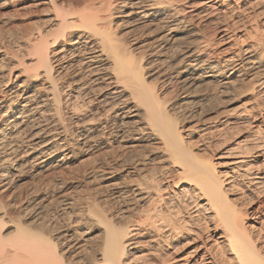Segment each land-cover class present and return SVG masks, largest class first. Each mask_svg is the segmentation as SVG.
Segmentation results:
<instances>
[{
  "label": "bare ground",
  "instance_id": "1",
  "mask_svg": "<svg viewBox=\"0 0 264 264\" xmlns=\"http://www.w3.org/2000/svg\"><path fill=\"white\" fill-rule=\"evenodd\" d=\"M184 2L0 0L49 14L0 44V264H264V203H238L264 186V143L223 112L264 93V34L222 25L212 52L191 21L264 0Z\"/></svg>",
  "mask_w": 264,
  "mask_h": 264
},
{
  "label": "rangeland",
  "instance_id": "2",
  "mask_svg": "<svg viewBox=\"0 0 264 264\" xmlns=\"http://www.w3.org/2000/svg\"><path fill=\"white\" fill-rule=\"evenodd\" d=\"M65 1H66V5H68V4L72 3L75 0H70V1L65 0ZM184 1H186L187 4L184 2L182 4V7L183 8H184V6L189 5V4L198 5L199 4L198 2L199 1H202V0H184ZM241 4L242 3H238L237 5H235V6L231 7V8L225 7L227 9H225V8L223 9L222 8L223 10L222 9H219L218 10L217 7H214L216 10L213 9V8L212 9L209 8V9L203 11V13H201L197 17H195V18H198V19H195V18H192L191 19V21H192L193 24L196 23L195 26L198 27V30L199 31L201 30L200 31V34L203 37H206V39L207 38L209 39L207 41L208 42V46H210L209 47L210 49L208 48L209 51H212L214 49L212 51V52H214V51L217 50V47L219 46V44H215L214 42L217 41L218 37L221 36V35H219V30H220L221 26L222 25H225V24L226 25H229L231 27V31H232V34H233L234 37L237 36V37H240L241 38V36L243 35V33L247 32V31L248 32H250V31L252 32V31H254L253 30L254 27H257V26L260 27L259 28V32H260L259 34H264V30L262 31V28H261V25L262 24L264 26V22H263L264 21V14H263L264 8H259V7L257 8V6H253V9H255V11L253 12V11H251V10H253V9H251L252 6L247 8V7L240 6ZM9 5L7 7H5V9L3 8L2 10H0V44L1 45L8 46V44H9V46L10 45L11 46H17L18 44H20L18 42H21V40H20V39H22L21 37L22 36H25L28 32H30V30H33V27L35 29V27H40V26L41 27H44V26H46V23L48 24L47 19H49V14L48 13H44V11H42V10H34V9H30V8L27 9V10H24V9L18 10L19 8L18 7H15V5H13V3H10ZM229 9H231V11ZM233 9H234V11L232 12ZM206 11H208V12H206ZM238 11H240L241 13H238ZM214 13H216V14H214ZM203 14H205V15H203ZM229 15H231V18H230ZM239 15H243V16H239ZM237 16H239L238 18L241 20V22H240V20H238ZM232 18H233L234 21L237 19L240 23L237 22V23H235V24L232 25V21H233ZM254 18H256V19H254ZM242 19H244V20L242 21ZM199 20H202V21H199ZM198 23H199V25H198ZM33 25H35V26H33ZM232 28H233V30H232ZM261 31H262V33H261ZM15 32H16V34H15ZM252 33L255 34L254 32H252ZM213 34H214V36H213ZM257 34H258V32H257ZM254 36L255 35H252L251 38H253ZM14 38H16V39H14ZM248 41H246V42H248ZM219 47H218V49H220ZM245 87H247V86H245ZM245 87H243L242 91H244V92L245 91L246 92L248 91L249 93H245L246 96H245V94H243L242 98L241 97L237 98V100L238 99L239 100L238 101L235 100L236 102L235 101L234 102H231L230 105L229 104H226L227 106H225V108L223 109V112H224V110H226L228 112L227 113L228 115H230V114L232 115V113H234L233 115L235 116L236 113L238 114L240 111H242L243 109H245L246 112H248L246 114L247 115L246 116V120L248 121V124L245 125V126H238V127H241V128L244 127V128H242V131L243 132H241V133H243L242 134L243 137L246 136L247 134L249 135L252 132L253 135L254 134L257 135V136L261 135L259 137L262 138V141L264 143V125L262 123V120H263V117H264L263 116L264 115V93L263 92L262 93L261 92H258V90H256V89L254 91L253 90H250L251 87H252L251 85L248 86L247 90H246ZM250 92H252V93H250ZM172 94H174V93H172ZM172 94L170 93V95H172ZM240 107H242V108H240ZM229 112H230V114H229ZM236 125H239V124L236 123ZM193 140L195 141L196 138H193ZM193 140H192V142H193ZM207 141H208V139L206 140V142ZM204 152H201L199 154L200 155L201 154L204 155L206 153V152L205 153ZM98 157L99 156L91 155V157L88 156V157L77 158V160H75V161H73L71 163V165H70V171H71V180L73 181V183L77 182V180H80V177H81V175H82L83 172H85V171L88 172L90 170V168H92V166L94 164V161ZM94 158H96V159H94ZM263 162H261V165H262ZM263 188H264V186H263ZM263 188L259 192L257 191L258 194L255 191H253V194L254 195L253 194L248 195L245 192L246 193V194H244L245 196H243L241 199L243 200L246 197V199H244V200H246V203L244 201H242L241 199L238 202L241 205L243 204L242 207H244L243 209L248 214L246 216L247 218L252 217V213H255L254 210L257 208V206L263 205V204H261V203H264V189ZM76 191L77 190H73L72 191V193H73L72 196L74 198L75 197L80 198L81 199V202L80 203L81 204H85L86 203V199H85L86 197H85V195L82 192H79V193L76 194ZM261 194H263V195H261ZM249 196L251 197L250 199H248ZM244 205H246V206H244ZM247 207H248V209H247ZM262 210H263L261 212L262 214L261 213L256 214V215L254 214L253 216L256 217V218L259 217V218H261L262 221H264V206L262 207ZM55 217L58 218L57 215ZM197 217L199 218V220H197L198 219ZM197 217H196L197 218L196 220L197 221H200L197 224H199L201 222H202V224H200V225H197L196 224L195 225L197 227L196 229H198V228L201 227V229H198V230H201V232H203V229L202 228L207 227V226H208V229L209 228L212 229V227H211L212 225H210V222L207 221L208 219L206 218V213L205 212L204 213L203 212L199 213V215H197ZM200 217H202V218H200ZM203 218H204V220H201ZM257 220H258V218L255 219V221H257ZM205 222H207L206 223L207 226L205 225ZM246 223L248 225V224H251L252 222H246ZM258 227L259 226H257V228ZM210 229L207 232H205L206 235L208 234L207 235L208 237L204 233H202V237H201L200 241L198 240L197 243L200 244L203 241L206 242V240L208 241L207 238H209V241L206 242V243H209L212 240H214V238L211 237V236H213V233H212L213 230L210 231ZM210 239H211V241H210ZM219 246L221 247V245H218V247H214V248L215 249H217V248L219 249ZM139 263L140 264H143V263L144 264H150V263H152V260L150 262H147V263L146 262H143L142 263L140 260H132V264H139Z\"/></svg>",
  "mask_w": 264,
  "mask_h": 264
}]
</instances>
